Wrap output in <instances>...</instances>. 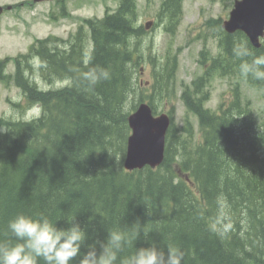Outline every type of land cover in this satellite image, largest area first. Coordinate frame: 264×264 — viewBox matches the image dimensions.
<instances>
[{
	"label": "trees",
	"instance_id": "obj_1",
	"mask_svg": "<svg viewBox=\"0 0 264 264\" xmlns=\"http://www.w3.org/2000/svg\"><path fill=\"white\" fill-rule=\"evenodd\" d=\"M182 2L161 3L170 32L182 19ZM135 17L136 0H120L115 11L84 19L66 39L36 38L13 58L14 77L7 72L10 59L0 61V80L14 78L26 100L14 105L41 109L30 120L0 117L8 130L0 134V245L20 242L8 224L23 214L59 227L79 222L88 246L109 231L138 233L121 257L154 243L178 248L181 264H264V125L243 103L238 85L218 111L205 106L213 73L264 89V81L240 73L244 60L264 55V37L256 47L243 31L226 32L221 18L210 20L220 52L201 51L209 67L180 96L197 116L198 132L189 120L175 124L170 109L164 161L129 171V115L142 101L158 113V102L176 97L175 56L155 67L152 87L142 91L135 39L144 28ZM239 46L252 55L236 57ZM37 73L49 84L69 83L44 89L32 79Z\"/></svg>",
	"mask_w": 264,
	"mask_h": 264
},
{
	"label": "rangeland",
	"instance_id": "obj_2",
	"mask_svg": "<svg viewBox=\"0 0 264 264\" xmlns=\"http://www.w3.org/2000/svg\"><path fill=\"white\" fill-rule=\"evenodd\" d=\"M162 1L136 0L137 26L145 27L147 22L152 21V25L144 29L143 35L135 39V45L142 52L141 62L137 66V80L142 91L148 93L154 80L155 67L164 63L168 56H175L176 97L171 100L165 97L158 102V112L169 113L174 108L175 124L182 126L189 120L198 132L199 120L194 113L187 110L180 96L183 89L190 86L198 76L205 74L209 67L211 61L201 60V51L208 50L209 56L220 52L216 31L209 27L208 22L212 19H228L235 0H183L182 19L174 32L166 29L168 23L160 16ZM119 3L120 0H67L68 9L72 11L71 17L55 19L49 15L57 8L55 1L35 3L34 0H0L1 6H15L0 14V61L10 59L7 72L14 77L16 68L13 58L20 53H26L36 38L54 35L66 39L77 31L84 19L101 18L106 12L115 11ZM32 79L38 81L44 89L59 88L69 83L67 80H56L49 84L38 73ZM236 85L240 87L243 103L249 105L255 118L264 125V89L252 86L234 75L212 74L206 86L209 97L205 106L218 111L223 101L227 104L232 99V89ZM14 103H26L21 89L15 84L14 78L0 80V117L30 120L41 114L40 107L22 110Z\"/></svg>",
	"mask_w": 264,
	"mask_h": 264
},
{
	"label": "clouds",
	"instance_id": "obj_3",
	"mask_svg": "<svg viewBox=\"0 0 264 264\" xmlns=\"http://www.w3.org/2000/svg\"><path fill=\"white\" fill-rule=\"evenodd\" d=\"M234 55L245 58L252 54L246 47L239 46L234 49ZM240 73L245 78L251 76L264 81V55L254 57L251 62L244 60ZM105 76L107 78V74ZM96 79L93 77V82ZM7 131L0 127V134ZM8 228L20 242L14 246L0 245V264H40V260L44 264H71L77 257L78 264H181L183 259L178 248L165 251L154 243L121 257L125 246L137 238L135 232L129 236L121 231H109L104 239H97L88 246L87 232L79 222L59 227L47 217L20 214L9 222Z\"/></svg>",
	"mask_w": 264,
	"mask_h": 264
},
{
	"label": "water",
	"instance_id": "obj_4",
	"mask_svg": "<svg viewBox=\"0 0 264 264\" xmlns=\"http://www.w3.org/2000/svg\"><path fill=\"white\" fill-rule=\"evenodd\" d=\"M3 9L0 6V13ZM149 26L150 22L146 24V27ZM222 26L228 33L243 31L254 46L260 47L264 37V0H235L229 18L223 21ZM170 124L171 117L167 112L155 114L150 103L142 101L129 115L131 134L124 167L132 171L146 166H160L165 158Z\"/></svg>",
	"mask_w": 264,
	"mask_h": 264
},
{
	"label": "flooded vegetation",
	"instance_id": "obj_5",
	"mask_svg": "<svg viewBox=\"0 0 264 264\" xmlns=\"http://www.w3.org/2000/svg\"><path fill=\"white\" fill-rule=\"evenodd\" d=\"M50 2V1H55V3L57 4V8L53 11H51L49 13L50 16L54 17L55 19H68L71 17L72 15V11H70L68 9V5H67V0H43V1H35V3H39V2ZM23 4V3H22ZM11 5V9L9 10H12L13 8H15L14 5L10 4ZM31 5H33V2L31 3ZM9 5H7L6 7H4L5 9L8 7ZM152 25V21H149ZM142 26V25H141ZM144 29L147 28L146 27V24H145V27L142 26Z\"/></svg>",
	"mask_w": 264,
	"mask_h": 264
}]
</instances>
